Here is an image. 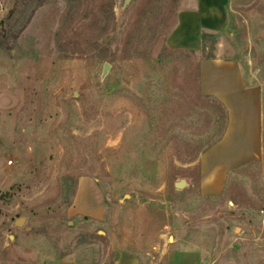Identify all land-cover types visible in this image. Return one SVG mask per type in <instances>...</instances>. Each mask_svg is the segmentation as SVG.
<instances>
[{
  "label": "rangeland",
  "instance_id": "rangeland-1",
  "mask_svg": "<svg viewBox=\"0 0 264 264\" xmlns=\"http://www.w3.org/2000/svg\"><path fill=\"white\" fill-rule=\"evenodd\" d=\"M125 1L0 0V23H26L0 46V264H163L175 241L203 264H264V0H232L200 51L166 42L180 0ZM220 54L261 86L262 153L207 193L200 157L227 120L199 58ZM81 176L100 182L99 218L71 209Z\"/></svg>",
  "mask_w": 264,
  "mask_h": 264
},
{
  "label": "crops",
  "instance_id": "crops-1",
  "mask_svg": "<svg viewBox=\"0 0 264 264\" xmlns=\"http://www.w3.org/2000/svg\"><path fill=\"white\" fill-rule=\"evenodd\" d=\"M174 27L166 42L172 48L200 51L203 36L224 34L230 22L232 0H180ZM199 86L203 94L219 100L227 109V126L223 136L200 157L201 189L207 193L221 191L227 172L262 153L263 97L258 83L247 81L236 59L223 55L199 58ZM105 195L99 181L81 176L71 209L77 214L101 217ZM45 264H77L60 259ZM101 264H140L133 254L118 251L110 262ZM163 264H203L200 251L180 248L173 242L164 254Z\"/></svg>",
  "mask_w": 264,
  "mask_h": 264
},
{
  "label": "trees",
  "instance_id": "trees-1",
  "mask_svg": "<svg viewBox=\"0 0 264 264\" xmlns=\"http://www.w3.org/2000/svg\"><path fill=\"white\" fill-rule=\"evenodd\" d=\"M28 10H32L33 11V5L31 2L26 1L25 5H24V13L28 12ZM28 17H30V14H28ZM25 24H22L19 28L18 31H14V27L10 28L9 24L4 21L0 23V46L1 47H8L9 46V42H10V37H9V33H12L11 37L13 39H16L18 37V34L21 30H23V28L25 27ZM217 100V99H216ZM218 101V100H217ZM219 102V101H218ZM220 103V102H219ZM221 104V103H220ZM222 105V104H221ZM223 110H224V114L223 117L225 118V120H227V111L225 109V107L222 105Z\"/></svg>",
  "mask_w": 264,
  "mask_h": 264
},
{
  "label": "water",
  "instance_id": "water-1",
  "mask_svg": "<svg viewBox=\"0 0 264 264\" xmlns=\"http://www.w3.org/2000/svg\"><path fill=\"white\" fill-rule=\"evenodd\" d=\"M128 3V0L125 1V4ZM108 67H107V64L104 66V70H106ZM187 185V182L185 180H180V181H177L175 183V186L177 188H184L185 186ZM24 221V218H19L16 220V224L17 225H21ZM170 239L172 240V237H170Z\"/></svg>",
  "mask_w": 264,
  "mask_h": 264
},
{
  "label": "built area",
  "instance_id": "built-area-1",
  "mask_svg": "<svg viewBox=\"0 0 264 264\" xmlns=\"http://www.w3.org/2000/svg\"><path fill=\"white\" fill-rule=\"evenodd\" d=\"M11 162H12V161L10 160V161H9V164H11Z\"/></svg>",
  "mask_w": 264,
  "mask_h": 264
}]
</instances>
